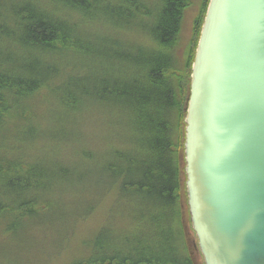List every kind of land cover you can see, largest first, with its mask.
I'll return each instance as SVG.
<instances>
[{"label":"trees","instance_id":"1","mask_svg":"<svg viewBox=\"0 0 264 264\" xmlns=\"http://www.w3.org/2000/svg\"><path fill=\"white\" fill-rule=\"evenodd\" d=\"M193 1L0 0V264H34V235L67 264H193L184 119L209 0L184 45Z\"/></svg>","mask_w":264,"mask_h":264},{"label":"water","instance_id":"2","mask_svg":"<svg viewBox=\"0 0 264 264\" xmlns=\"http://www.w3.org/2000/svg\"><path fill=\"white\" fill-rule=\"evenodd\" d=\"M184 123L203 264H264V0H209Z\"/></svg>","mask_w":264,"mask_h":264},{"label":"rangeland","instance_id":"3","mask_svg":"<svg viewBox=\"0 0 264 264\" xmlns=\"http://www.w3.org/2000/svg\"><path fill=\"white\" fill-rule=\"evenodd\" d=\"M199 1H200V4H199ZM202 1L203 0H194L193 3H195L194 4L195 6L189 9L185 13L183 30H182L184 45L185 44L187 45V41L190 39L191 36H193L192 22L199 11V6L201 5ZM180 166L182 165L180 164ZM181 181H183V179H181ZM182 211H183L184 230L186 232V235H185L186 242L185 243L187 247L186 248L187 253L189 257H191L193 264H203V258L197 248V241H196L195 235L193 231L191 230L190 222L188 221L187 209H186L184 197H182ZM92 231H93V226L90 223L78 228L77 232L74 233L72 237L73 239H70V243L68 242V247H66V250H68L69 258L70 256H73V255L78 256L81 254L80 251H77L79 249V244L81 240L89 237ZM33 239L35 240H32V238H29L30 240V241L28 240L29 243L25 242V244L26 246L35 248L36 250L34 251L36 255L33 256V259L35 257L34 264H67L65 256L63 255L58 256L54 250L48 247V244L50 243L51 240L45 239V237H43L42 235H38V236L34 235ZM29 259L31 261V258ZM31 264L33 263L31 262Z\"/></svg>","mask_w":264,"mask_h":264}]
</instances>
